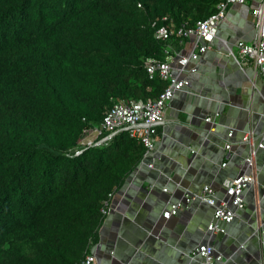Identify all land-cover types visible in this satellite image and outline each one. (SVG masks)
Returning <instances> with one entry per match:
<instances>
[{
  "label": "trees",
  "instance_id": "obj_1",
  "mask_svg": "<svg viewBox=\"0 0 264 264\" xmlns=\"http://www.w3.org/2000/svg\"><path fill=\"white\" fill-rule=\"evenodd\" d=\"M220 2L0 0V264L91 254L105 203L145 148L128 132L108 145L81 141L117 103L166 89L145 67L165 60L156 28L193 27Z\"/></svg>",
  "mask_w": 264,
  "mask_h": 264
},
{
  "label": "crops",
  "instance_id": "obj_2",
  "mask_svg": "<svg viewBox=\"0 0 264 264\" xmlns=\"http://www.w3.org/2000/svg\"><path fill=\"white\" fill-rule=\"evenodd\" d=\"M256 2L229 9L198 73L187 76L189 88L166 110L153 169L140 165L114 193L91 250L97 264H193L191 253L206 243L222 254L218 264H264V149L256 156L257 184L245 192V206L236 211L225 234L210 237L214 210L199 201L170 219L163 216L170 203L186 192L200 193L204 186L222 198L225 183L246 169L249 146L241 143L243 136L264 131L263 78L252 62L241 68L230 55L232 51L238 58L237 43L254 40L250 16ZM209 117L215 124L206 122ZM227 143H232L231 152Z\"/></svg>",
  "mask_w": 264,
  "mask_h": 264
},
{
  "label": "built area",
  "instance_id": "obj_3",
  "mask_svg": "<svg viewBox=\"0 0 264 264\" xmlns=\"http://www.w3.org/2000/svg\"><path fill=\"white\" fill-rule=\"evenodd\" d=\"M247 4V0H221L217 11L206 20L199 21L195 26H176L169 23L156 28L155 39L165 43V60H147L145 67L151 80L160 78L167 83L166 89L154 101H121L106 113L103 121L95 125L81 141L83 147L108 145L114 136L128 132L131 138L138 140L145 148L141 165L149 169L154 167L153 154L157 146L159 127L166 121V110L178 93L190 86L187 78L199 71V62L218 38L219 27L226 19L229 9L234 5ZM252 18L255 25V36L252 43L238 42L239 57L231 51L241 68L252 62L258 68L264 81V0H259L252 8ZM166 20V19H165ZM192 50L184 52L189 40H192ZM219 114H217L218 116ZM206 122L215 124L212 117ZM234 131L228 133L232 139ZM249 146L245 158V171L233 180L225 183L224 196L220 198L211 186H204L200 193L186 192L180 201L172 202L164 212L165 219L176 216L178 212L194 202H202L213 208L214 216L207 231L210 237L225 234L227 226L236 218V211L245 206V192L257 184L256 156L264 149V131L246 133L241 141ZM226 151L231 152L232 143H227ZM80 152L78 151L77 154ZM230 155V154H229ZM226 166V164H223ZM168 192V189H163ZM113 197V196H112ZM111 197V199H112ZM111 201V200H110ZM109 202L105 203L102 212L107 216ZM193 264H218L223 262V256L211 243L198 246L191 253ZM82 264H97L93 253L89 254Z\"/></svg>",
  "mask_w": 264,
  "mask_h": 264
},
{
  "label": "rangeland",
  "instance_id": "obj_4",
  "mask_svg": "<svg viewBox=\"0 0 264 264\" xmlns=\"http://www.w3.org/2000/svg\"><path fill=\"white\" fill-rule=\"evenodd\" d=\"M257 2H258V0H257ZM257 2H256V3H257ZM247 3H248V4H251V0H247ZM256 3H255V4H256ZM250 18H251V20H252V17H251V16H250Z\"/></svg>",
  "mask_w": 264,
  "mask_h": 264
}]
</instances>
